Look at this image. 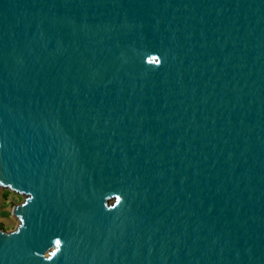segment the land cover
<instances>
[{"label": "water", "instance_id": "1", "mask_svg": "<svg viewBox=\"0 0 264 264\" xmlns=\"http://www.w3.org/2000/svg\"><path fill=\"white\" fill-rule=\"evenodd\" d=\"M0 264H264V0H0Z\"/></svg>", "mask_w": 264, "mask_h": 264}, {"label": "rangeland", "instance_id": "2", "mask_svg": "<svg viewBox=\"0 0 264 264\" xmlns=\"http://www.w3.org/2000/svg\"><path fill=\"white\" fill-rule=\"evenodd\" d=\"M0 191L4 197V203L2 204L3 213L6 215V218L0 221V228L9 232L14 231L18 228L20 219L12 214V209L14 206L25 203L27 195L1 186Z\"/></svg>", "mask_w": 264, "mask_h": 264}, {"label": "crops", "instance_id": "3", "mask_svg": "<svg viewBox=\"0 0 264 264\" xmlns=\"http://www.w3.org/2000/svg\"><path fill=\"white\" fill-rule=\"evenodd\" d=\"M4 203V197H3V194L1 193L0 191V221L4 220L6 217V215H4L3 213V207H2V204Z\"/></svg>", "mask_w": 264, "mask_h": 264}]
</instances>
